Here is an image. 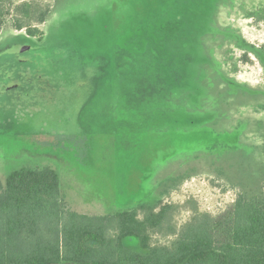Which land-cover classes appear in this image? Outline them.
<instances>
[{
	"label": "rangeland",
	"instance_id": "obj_1",
	"mask_svg": "<svg viewBox=\"0 0 264 264\" xmlns=\"http://www.w3.org/2000/svg\"><path fill=\"white\" fill-rule=\"evenodd\" d=\"M34 6L18 30L15 6ZM0 30V178L58 171L64 205L162 201L180 232L264 198V0H8ZM46 20L37 21L41 11ZM167 227L152 243L171 244ZM127 248L141 251L137 238Z\"/></svg>",
	"mask_w": 264,
	"mask_h": 264
},
{
	"label": "trees",
	"instance_id": "obj_2",
	"mask_svg": "<svg viewBox=\"0 0 264 264\" xmlns=\"http://www.w3.org/2000/svg\"><path fill=\"white\" fill-rule=\"evenodd\" d=\"M0 0V30L10 9ZM18 30L35 37L29 21L38 12L15 6ZM41 11L39 23L46 20ZM170 204L141 202L104 215L64 205L60 176L50 166H23L0 178V264H264V198L238 195L218 216H195L180 232L169 224ZM167 227L171 244L152 243V232ZM137 238L141 251L127 248Z\"/></svg>",
	"mask_w": 264,
	"mask_h": 264
}]
</instances>
